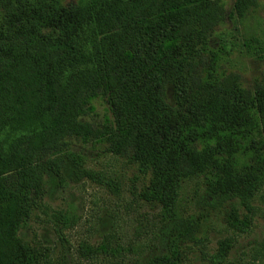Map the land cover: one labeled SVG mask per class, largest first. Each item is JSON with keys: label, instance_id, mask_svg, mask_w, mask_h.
<instances>
[{"label": "trees", "instance_id": "obj_1", "mask_svg": "<svg viewBox=\"0 0 264 264\" xmlns=\"http://www.w3.org/2000/svg\"><path fill=\"white\" fill-rule=\"evenodd\" d=\"M257 4L234 0L233 8L243 18ZM225 17L222 0H0V264H50L47 249L18 232L46 175L61 185L70 168L107 182L73 151L95 140L147 176L138 195L160 206L165 244L126 261L109 234L95 246L82 242L79 255L184 264L200 228L179 212L193 179L209 207L236 202L227 219L235 230L249 227L251 201L264 189V75L248 89L210 62L209 39ZM98 98L110 118L94 123L87 116ZM230 248L220 241L211 264H238L227 259Z\"/></svg>", "mask_w": 264, "mask_h": 264}, {"label": "rangeland", "instance_id": "obj_2", "mask_svg": "<svg viewBox=\"0 0 264 264\" xmlns=\"http://www.w3.org/2000/svg\"><path fill=\"white\" fill-rule=\"evenodd\" d=\"M222 1L226 17L210 36L207 56L220 74L237 73L241 85L251 89L264 75V0H258L243 18L235 14L234 0ZM167 96L172 104L171 87ZM94 107L95 111L87 116L89 121L100 123L110 118L103 98L96 99ZM73 151L107 182L78 179L70 168L61 185L55 177L46 175L44 194L20 228L19 237L29 244L41 243L50 264H110L105 255L86 258L77 252L82 242L95 246L109 234L112 245H121L122 256L118 259L143 260L163 249L160 206L146 203L138 195L147 184V176L127 157L109 153L103 140L77 143ZM203 189L201 180L193 179L181 193L179 212L200 224L196 238L186 244L184 264H211L222 240L231 242L229 261L264 264V189L251 201L250 224L244 232L227 221L231 204L236 202L209 207ZM245 214V209L238 210L239 219Z\"/></svg>", "mask_w": 264, "mask_h": 264}]
</instances>
